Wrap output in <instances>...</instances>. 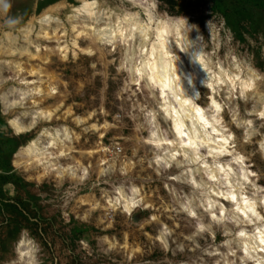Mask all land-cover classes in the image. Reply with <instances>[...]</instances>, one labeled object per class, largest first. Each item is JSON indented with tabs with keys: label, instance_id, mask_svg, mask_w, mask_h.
I'll return each mask as SVG.
<instances>
[{
	"label": "rangeland",
	"instance_id": "374dc122",
	"mask_svg": "<svg viewBox=\"0 0 264 264\" xmlns=\"http://www.w3.org/2000/svg\"><path fill=\"white\" fill-rule=\"evenodd\" d=\"M156 1L162 13L189 14L199 21L211 19L212 24L218 28L222 20H225L228 38L222 47L223 51L220 49L214 56L219 59L229 51L230 54L237 55L241 62L257 68L262 78L258 91L248 95L250 99L247 102L241 98L234 100V105L239 109L237 119L242 120L243 115L252 112L254 104L256 109L260 107L257 98L264 96V0ZM8 2L11 4L9 12L6 15L0 13V34L3 30L18 34L19 28L27 21L59 4L65 6L61 18L68 24L67 13L77 0H8ZM8 17L19 19V23L11 29L8 28L4 24V20ZM220 30L223 31L222 28ZM205 39L211 47L213 40L210 32H205ZM122 55V51L117 52L115 60L109 64L108 69H105L96 57L92 58L96 60L95 64L92 59L79 60V64L85 68L84 71L77 70L76 62L72 58L66 65L62 63L60 72L63 73L65 80L71 81L76 72L74 79L84 81L83 88L70 84L68 89L70 97L67 103L74 105L76 116L92 109L96 111L93 117L95 121L101 124L105 121L109 123L106 136L101 139L98 131L90 127L92 123L82 122L76 126L72 123L73 117L66 124L70 137L62 135L65 140L67 138L68 142L74 143L71 131L75 129L82 133V141L87 146L103 141L107 146L110 145L107 148L109 151L110 149L126 151L127 156L131 158L133 168L124 175V180L127 184L138 183L144 191V197L154 200L153 206L147 210L139 209L128 219L118 217L114 226L109 228L95 223L103 213L101 211H95L92 220L84 221L83 218H79L76 212L85 210L76 204L81 194L94 192L101 201H104V197L114 191L112 183L120 179V172H116V168L112 175L98 179L97 164L94 159L87 161L85 167L72 163L73 173L80 172L85 175L87 170L83 182L74 183L65 180L59 185L54 180H46L44 183L28 180L24 170L14 166L13 160L19 154L21 147L39 134L43 122H40L31 133L15 135L7 120L12 109L2 102L0 90V264H22L13 262V258L20 244V237L25 233L37 246L39 264H200L205 261L213 263L214 257L206 254L202 249L207 248L210 251L212 246L218 247L222 244V233L217 230L215 235L217 238L214 241L207 233L204 234V238L196 237V243L200 248H194L193 242L188 239L195 232L196 221L176 211L179 205L170 191L174 188L177 193H181L183 189L188 190V187H176L168 181L167 171L158 174L152 164L149 166L152 151L144 144L148 132L146 127H138L144 123V119L139 108L134 107L136 102L144 104V94L135 84L128 87V74L118 64ZM4 74H7V69L4 70ZM201 91L205 90L201 89ZM253 96L255 99H252ZM34 115V108L26 104L22 118L27 120ZM133 115L138 116V119L134 121ZM250 116L256 118L255 113ZM222 122L234 132L237 142L235 149L243 152L247 158V165L257 174L256 180H260L263 185L264 159H261L256 151L255 143L260 136H254L251 144L244 143V129L236 127L227 109ZM261 122L260 118L255 119L254 127L259 128L260 133L264 134V127H260ZM134 130L137 132L135 136L132 134ZM135 145L138 147L136 148ZM104 166L106 167L107 164L104 163ZM141 168L144 169L139 173ZM165 184L168 185L167 188ZM153 214H156L158 220L165 221L170 226L171 235L166 237L169 243L167 251L157 239L162 229L161 222L153 220L150 223ZM200 214L205 220L204 215ZM106 235L121 242L126 235L130 244L141 246L142 253L137 252L134 259L128 260L115 252L110 254L107 251L108 242L104 241ZM179 244L184 245L182 252L177 248Z\"/></svg>",
	"mask_w": 264,
	"mask_h": 264
},
{
	"label": "bare ground",
	"instance_id": "6f19581e",
	"mask_svg": "<svg viewBox=\"0 0 264 264\" xmlns=\"http://www.w3.org/2000/svg\"><path fill=\"white\" fill-rule=\"evenodd\" d=\"M149 2L151 3L153 0H149ZM154 3L155 9L151 10L154 19L150 22L152 28H156L159 24H164L168 20L180 18L185 19L188 24L197 25L203 33L204 38L205 32H210L213 42L211 47L208 46V50L213 53V61L215 62L217 60L214 54H217L218 51L222 49L228 38L224 19L221 22V26H219L223 31H221V28L219 29L216 25H214V29H210L208 25H213L211 19L199 21L198 19L191 17L189 14L170 15L169 13H162L159 11L156 0H154ZM85 6H87L88 11H78L84 9ZM64 7L65 6L61 4L53 8L50 7V9L23 24L19 28L18 34L10 30H3L2 34H0V90L2 92V102L7 106L9 105L12 109L7 117L8 123L13 121L14 124L9 123L13 133L17 136H21L35 131V127L40 122H43L38 131L39 134L31 138L21 147L19 154L13 160V164L17 168L24 170L27 179L30 181L44 183L46 180H54L59 185L65 182V180L74 183L84 181L81 180V177L84 176L83 174L80 172H72V163L85 167L87 161L90 162L94 159L97 164L96 176L98 179L106 175H112L113 170L116 168V172H120V179H117L112 183L114 191L105 196L104 201H101L99 196L94 192L81 194L76 201L78 207L81 206L82 209H85L84 212L82 210L76 212V215L79 216V218H83L84 221L92 220L93 213L95 211H101L103 213L99 215V218L96 219L95 223L96 225L102 224L105 228H109L114 226L115 219L118 217L128 219L134 216L139 209H142V207H137L133 210L131 216H128L127 213L122 211L121 207L116 206L117 200H120L122 205L124 199L132 195L130 192L131 187L134 186L139 189L137 198L141 199L142 205H150L152 203L150 205L151 207L153 206L154 200L152 198L147 199L144 197V191L138 183L131 182L130 184H127L126 180H124V174H122L120 170L124 169L126 173H128V171H131L133 168L131 158L127 156L126 151H112V149L109 151L107 148L110 147V145L107 146L103 141H98L91 146H87L82 141V133L75 129L71 131V133H73L74 143L67 141V138L70 137V132L66 124L73 117L72 123L76 126L82 122L92 123L90 127L93 130L98 131L101 139L106 136L105 133L109 129V123L105 121L104 124H101L95 121V118L93 117H95L96 111L92 109L84 112L80 116H76L77 112L74 111V105H68L67 103L70 97L68 89L70 84H74L81 89L83 88L84 81H76L74 79L75 72L71 81L68 82L64 79L63 73L60 72V66L62 63L66 65L72 58L76 62L77 70L84 71L85 68L79 64V60H90L96 57L104 68L108 69L109 64L115 60L117 52L122 51L123 55L118 63L119 66H121L127 48L133 47L135 49L140 44L138 38L134 41L129 40L128 45L121 43L122 37L120 36V33L123 32V38H127L129 35V21L125 20V16L135 17L136 20L134 22L147 24L149 23L148 13L144 8L133 6L129 0H77V3L73 4L69 13H67L66 18L69 22L67 24L61 18V12ZM88 12H94L97 15L103 12L106 13V15L102 17L101 23L97 24L93 19L89 18ZM45 17L48 18L46 22ZM21 29H23V31H21ZM101 30H103L105 35H109L112 32L116 33L115 37H113L112 44L102 42L100 36ZM154 48V38L151 36L150 32L149 41L144 44V55L155 56L156 53L152 51ZM233 57H235V59H233ZM218 60L220 62V68H222L224 73L227 74L226 76L221 74V78L229 80V83L234 84L235 92L237 94L236 98H240L239 93L242 90L245 91L246 95L254 94L258 91L259 83L262 78L261 73L257 68L241 62L237 55L230 54L229 51L227 54L222 55V57L220 56ZM92 61L93 64H95L96 60L92 59ZM185 64L187 65L186 60ZM5 69H7V74H4ZM217 71L219 72V69H217ZM247 85H251V87L246 88ZM141 86H143L142 83ZM261 98H264V96ZM261 98H257L258 103L261 101ZM198 103L202 106H206L208 101H199ZM26 104L31 105L35 110V115L27 120L23 119L21 116ZM259 110L260 107L257 108V111ZM224 112L221 113L222 116L224 115ZM257 118V116L254 118L246 113L241 119H251L254 124L255 119ZM181 119L185 124L184 130L188 131V125H190L191 121L183 119V117ZM160 124L162 128L166 129L168 127L163 120H160ZM224 127L227 129V132L223 133V135L227 136L228 133H231L235 138L232 129H228L225 124ZM16 129H19V132H17ZM197 131H199V129H197ZM147 132L148 134L145 137L144 144H146L145 146L147 148L151 149L153 146L146 143L150 136L148 130ZM62 134L67 135L66 140L63 138ZM132 134L135 136L137 132L134 130ZM174 135V132L170 133L167 138L173 139ZM189 135H191L190 132ZM212 137L213 139L217 138L215 133L212 134ZM42 138L43 141L41 142ZM176 138L178 139L179 137ZM187 139L188 137H184V140ZM199 139H203V137H200ZM75 143H77V145H75ZM233 143H235L236 148V139L229 142V152L233 151ZM216 146L217 145L215 144H211L208 148L201 147L200 154L206 156L208 149ZM137 147L138 146H136V148ZM236 152L245 157V171L254 172V170L247 165V158L243 152L235 149L233 154ZM152 158L153 152L151 161ZM177 159H183V157H177ZM213 159L214 158L211 156H206V162L209 166H212ZM65 160L69 161L63 162ZM216 160L221 165H225L227 161L231 160V157L224 155L217 157ZM104 163L107 164L106 167L104 166ZM152 166L155 169L158 167L155 163H152ZM191 167L195 168V165H192ZM231 167L233 171H236V165L233 164ZM143 169L144 168H141L139 173H142ZM161 171L168 172V181L171 182V184L173 183L176 187H188V190L183 189L182 192L190 194L191 189L189 185L170 179V177L178 175L181 171V169L176 167L175 163H173L171 168L162 169ZM200 175L201 174L193 172V176L197 182L200 180ZM216 175L222 177L224 176V173L218 172ZM237 176L239 177V174H237ZM256 176H249V180L255 182L258 188H264V184L262 185L260 180H256ZM205 180H207V177H205ZM208 183L215 184V181H208ZM227 183H232L234 189L232 195H235V200L225 199L224 196L216 195V189H213L210 198L216 202V207L213 208L212 211H214L216 215H220V206H223L225 209L233 210L239 206L240 211L236 214L241 220H251L253 223L242 224L239 226V229H237L234 224H229V227L233 228L234 231L243 229L251 234L255 227L264 225V219L257 220L256 217L252 215V212L248 211L249 207H252L251 203L248 205L244 203V197H248L250 202L253 199L251 186L249 185L247 190L242 193L240 189L235 188V182L231 175L228 176ZM117 188H120L122 191H117ZM220 191L227 192V188H221ZM122 197L124 199H122ZM181 199H183V197ZM195 210L197 211L198 216L201 215L200 213L204 215L205 223L210 220V216L205 212L204 208H197ZM253 210L258 213L259 216L264 217V205L260 203L259 197L255 198ZM181 213L188 217L186 213ZM153 216L156 217V214H153ZM188 218L196 221L195 218ZM155 220L157 221L158 219L156 218ZM152 221L153 219H150V223H152ZM158 221L162 224V229L157 235L160 237L163 234V230L165 228L169 230L170 226L165 221L160 219ZM104 237V241L108 242L107 245L109 247L107 248V251L110 252V254L115 252V254L123 255L128 260L134 259L137 252L142 253L143 249L141 246L130 244L128 236L126 235L122 242L117 239H110L107 235ZM216 238L217 237L215 236V240ZM225 239H227V237L223 236L221 241L222 244L218 245V247L214 245L210 248V252H217L216 255H212V257H214L213 263L205 261L200 264H214L216 260H220L221 264H224L220 254L226 253L227 249H223L220 246L225 247L223 245ZM20 252L29 253V255H25L24 259L21 260ZM37 253L38 250L34 240L26 233L22 234L13 262L28 264L29 259L34 257L33 264H39ZM258 254L264 256V252ZM241 255L242 252L238 251L236 258L228 256L227 259L228 261L236 259V264H240L238 257ZM249 264H253V262L250 261Z\"/></svg>",
	"mask_w": 264,
	"mask_h": 264
},
{
	"label": "clouds",
	"instance_id": "9594fccd",
	"mask_svg": "<svg viewBox=\"0 0 264 264\" xmlns=\"http://www.w3.org/2000/svg\"><path fill=\"white\" fill-rule=\"evenodd\" d=\"M129 2L133 6L144 8L148 13L149 20L147 24H140L134 22L135 17L125 16V20L129 21V35L127 38H123V32L120 33L121 43L124 45H128L129 40L134 41L138 38L140 41L139 46L135 49L133 47L127 48L121 67L128 74V87L130 88L132 84H135L137 89L144 94V104L141 105L136 102L134 107L139 108L144 119V123L138 127H147L150 133L149 139L146 141L147 144L153 146L150 149L153 152V158L149 166L155 163L158 166L155 169L158 174L162 169L171 168L173 163L178 169H181L178 175L172 176L170 179L189 185L190 194L177 193L174 188L170 191L179 205L176 211L186 213L188 217L196 220V230L192 236L188 237L193 242L194 248H200V245L196 243V237L204 238V234L207 233L215 240L216 231L219 230L223 236L227 237L223 241L227 252L220 254L224 264H236V259L228 261L227 257L236 258L238 251L242 252V255L238 257L240 264H249L250 261L253 264H264V256L258 254L264 252V225L255 227L251 234L243 229L234 231L233 228L229 227V224H234L239 229L240 225L253 223V221L241 220L236 214L240 211L239 206L234 210L220 206V215H216L212 211L216 207V202L210 198L213 189H216V195L235 200V195H232L234 191L232 183H227L228 176L231 175L235 182V188L240 189L242 193L247 190L249 185L251 186L253 199L250 202L248 197H244V203L246 205L251 203L252 207H249L248 211H251L257 220L264 219L253 210L257 197H259L260 203L264 205V188H258L255 182L249 180V176H256V173L246 172L245 157L238 152L233 154L235 143L232 144L233 151H228L229 142L234 141L235 138L231 133H228L227 136L223 135L227 129L222 122L221 113L227 109L236 127L244 129V143L251 144L254 136H260V139L255 143L256 151L261 159H264V134L260 133L259 128L254 127L251 119H237L239 109L233 103L237 96L234 84L221 78V74L225 76L227 74L220 68L218 59L213 61V53L208 50V41L205 40L197 25L188 24L185 19L180 18L168 20L166 23L152 28L150 22L154 19L151 12L155 9L154 0L151 3L149 0H129ZM10 8L11 4L8 0H0V13L6 15ZM78 11H88L87 6ZM105 15L106 13L103 12L99 15L88 12L89 18L97 24L101 23V19ZM47 19L45 17V22ZM18 23L19 19L17 18L8 17L4 20V24L10 29ZM208 27L214 29V25L209 24ZM150 32L154 38L155 48L152 51L156 53L155 56L144 55V44L149 41ZM115 35V32L109 35H105L103 30L100 32L102 42L107 44L113 43ZM250 87L251 85L246 86V88ZM201 89L205 91L202 92ZM222 93L223 95H221ZM239 97L245 102L250 99L244 90L239 93ZM202 99L208 101L206 106L198 103ZM252 99H255V96ZM259 103L260 110L257 111L254 104L249 115L255 113L262 120L260 127H264V98H261ZM182 117L191 121L188 125V131L184 130L185 124L181 119ZM132 119L135 121L138 116L133 115ZM160 120L168 125L166 129L162 128ZM9 123L14 124L13 121ZM16 131L19 132V129ZM173 132L174 138L168 139L169 134ZM213 133L216 134V139H213ZM184 137H188V139L184 140ZM200 137L203 139H199ZM211 144L217 146L211 147L207 151L206 156L214 158L212 166H209L206 162V156L200 154V148H208ZM224 155L230 156L231 160L227 161L225 165H221L216 158ZM177 157H183V159H177ZM233 164L236 165V171H233L231 167ZM192 165H195V168L191 167ZM120 171L124 175L127 174L124 169ZM193 172L201 174L199 182L193 176ZM218 172L224 173V176L218 177L216 175ZM86 175L87 170H85V175L81 177V180ZM208 181H215V184H209ZM165 187L167 188L168 185L165 184ZM224 187L227 188V192L220 191ZM116 190L122 191L120 188ZM130 192L132 195L126 199L122 197L124 199L122 205L120 200L116 201V206L121 207L124 213L131 216L137 207H142V210L150 207L147 204L142 205L141 199L137 198L139 194L137 187H131ZM181 195L183 199H181ZM197 208H204L205 212L208 213L210 220L207 223L204 222L202 215L198 216L195 210ZM152 219L155 220L156 217L153 216ZM169 235L171 233L165 228L163 234L157 237L165 251L169 249V243L166 239ZM177 248L182 252L184 245L179 244ZM202 251L210 256L217 254L216 251L210 252L207 248L202 249ZM25 255H29V253L20 252V259L23 260ZM33 260L34 257L30 258L28 264H33ZM214 264H221V262L216 260Z\"/></svg>",
	"mask_w": 264,
	"mask_h": 264
}]
</instances>
